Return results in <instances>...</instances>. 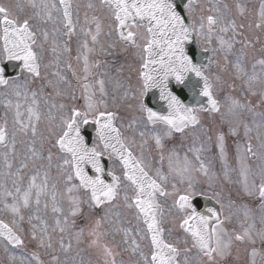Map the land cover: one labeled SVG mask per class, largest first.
<instances>
[{
  "label": "snow or ice",
  "instance_id": "6c2138e0",
  "mask_svg": "<svg viewBox=\"0 0 264 264\" xmlns=\"http://www.w3.org/2000/svg\"><path fill=\"white\" fill-rule=\"evenodd\" d=\"M59 4L63 7L64 34L70 37L75 32L71 0H59ZM100 5L101 8L106 7L109 10L108 35L115 34L119 43L137 50L138 67L132 69L135 72V81H132L131 76L127 77V85L116 80V91L123 89V92L119 96L112 95L111 105L104 79L97 80L96 85L88 83L89 77L93 74L92 69L100 67V61L94 64L89 61V55L96 49L89 46L88 38L90 37L93 46L99 43L103 25L97 16L94 15L89 20L86 15L87 27L81 29L85 39L79 43L76 56L77 62L83 61L84 83L81 96L78 98L73 93L70 104L53 103L50 106L49 121L52 126L48 129V136L40 135V149L42 150L47 143V153L38 151L35 147L30 148L34 158L33 163L37 167L30 175L27 186H23L24 177L18 170L17 179L13 180V190L4 189L0 204L3 205L4 211L11 213L13 219L11 226L0 219V237L14 247L24 246L23 228L20 226L25 220L24 211L35 204L39 212L41 197H50L52 212L62 216L55 218L53 232L59 230L61 234L65 233L75 224L77 217H82L86 224L90 225L88 235L94 237L90 246L99 247L100 238L106 235L100 229L107 222L110 210L105 211L100 218L92 219L91 211L85 215L84 206L86 205L90 210L99 209L104 205L114 206L123 194L124 206L134 209L137 220H142L145 226L146 235L143 238L149 241L150 255L140 251L143 264H180L178 258L181 252L185 254L183 264H217V258L224 259L231 255L232 247L236 243L247 242L255 245L257 237L264 243V230L254 235V224L242 226V231H233L231 234L224 227L225 221H230L232 218L235 201L229 198L226 205L222 186L220 190L214 188L217 177L210 170V164H206L202 158L201 153L206 150L204 145L189 149L194 154V160H190L185 154L181 161L178 153L174 150L170 151L167 154V174L160 167L153 168L150 160L145 156V148L151 139L159 151V161L162 165L166 158L164 138H170L173 133H184L187 128L201 125L196 105H199L200 111L221 113V101L213 94L214 86L204 74L205 64L200 58L210 49L204 47L202 52L194 51L189 45L195 43L201 36H204L210 45L217 29L222 33L231 31L235 37L237 28L243 29L245 26L237 25L234 19L226 22L229 9L227 4L212 5L207 9L208 14H204L202 9L198 21L194 18L195 0H180L179 3L178 0H100ZM27 6L34 11L21 19L10 8L0 5V87L8 90L5 92L6 97L10 92L18 98L15 104V123L20 125V130L25 133L31 131L32 136L36 137L37 123L41 119L38 111L39 93L32 90L31 85L39 79L47 81L46 85L40 86L41 91L44 87L52 85V81L48 80L46 75L42 77V67L45 69L49 67L48 64L43 63L44 45L48 43L49 32L42 25L49 22L55 25L52 10L56 5L45 3L44 0L40 3H37V0H27ZM23 7L24 5H17L21 12ZM87 7L93 9L95 5L89 3ZM180 8H183L187 16L182 15ZM235 10L239 16L245 15L246 8L243 4L236 3ZM258 15L259 22L255 27L264 28V3L260 5ZM34 20L36 23H33ZM248 27L251 28L252 25ZM57 32L59 29L54 27L53 35ZM239 34L243 35L242 32ZM217 40L219 48L211 49L212 55L224 52L227 64L228 55L233 53L234 43L223 37H217ZM115 46L116 41L109 45L110 48ZM251 47H254L251 40L243 44L241 55L236 56V62L232 65L233 76L235 80L242 82L248 97L258 96L259 104L264 105V45L260 50V58L255 60L252 72L249 73L241 57L247 55L246 49ZM62 51L70 52L67 43ZM51 52L54 54V64L57 69L51 75L57 78V82L66 83L65 77L59 70L61 53L58 52L55 39L51 44ZM9 64L16 73L12 78L6 74ZM66 66L72 68L70 63ZM257 66L260 72L256 71ZM16 69L19 71L16 72ZM223 70L227 71V67ZM72 74L75 75V72L73 71ZM173 81L181 90L179 94L171 86ZM184 89H188L193 94V104H186L181 99ZM153 90L158 92L155 99L158 105H163L161 110L149 107L145 102V98ZM56 94L61 93L57 91ZM29 96H31V104L26 109L28 122L25 123L21 120L22 105L19 98L23 97L28 101ZM197 97L206 98L207 106L200 103ZM77 99H82L83 103L77 105ZM226 101L228 112L232 115H237L238 109L251 111L253 107L259 106H254L250 99L242 103L232 96L226 97ZM12 107V101L6 100L5 108ZM119 108L139 113V116L134 114L126 125L117 127L116 120L119 117L117 111L113 109ZM51 109H57L58 119L52 114ZM33 120L36 123H33ZM239 123V121H228V135L233 137L239 135ZM89 124L95 126L96 135L91 146L83 135L84 128ZM141 124L144 127L151 125L153 129L151 135L143 130L138 131L141 142L137 144L135 133ZM156 125H163V130H156ZM243 126L247 140L245 143L237 141L235 144V158L241 178L236 183L241 185L244 195L258 197L259 207L264 210V131H258L256 139L260 143L257 146L252 143L251 128L247 124ZM121 127L131 130L134 135L125 136ZM206 135L207 140L212 141V136L207 133ZM6 138L7 129L0 126V144H6ZM33 143L35 144V141ZM215 147L223 164V179L227 183H233L230 175L233 169L227 164L228 151L226 135L223 131L215 133ZM137 148L140 150L139 156L136 154ZM53 149L56 150V154L53 153ZM105 158L118 162L122 175H117L114 170H108L106 173L103 162ZM41 161L45 163H38ZM250 161H260L255 165V171ZM54 162L57 176L51 177L50 171ZM7 166L11 168V164ZM27 167V163L22 164V168ZM41 169H43L42 176ZM89 169L92 174L89 173ZM105 174L111 177L110 182L105 180ZM198 175L206 178L208 189L212 190L211 197H208L207 190L200 187ZM255 176L259 177V183L252 179ZM60 185L63 186L62 190ZM198 195L214 199L219 207H209L206 209V214L201 213L195 202V197ZM64 199L68 203L67 214H64L61 203ZM48 207L49 203L45 202L44 208ZM226 209L227 215H225ZM243 215L248 218L250 210L244 207ZM168 217H174L173 222L187 237H190V247L187 246L188 239L183 241L185 247L181 249L179 239L170 241L165 238L166 232L172 234V229L164 227L169 222ZM33 220L40 223H33ZM28 223L31 225V239L36 242L37 247L51 249V235L48 234L46 221L41 220L39 215L29 214ZM261 223H264V215L261 216ZM38 229L40 235L37 233ZM124 231L127 237L128 230ZM84 234V227L74 233L77 243L81 242ZM124 242L128 243L127 239ZM59 246L64 251H69L72 247L70 241L65 244L63 235L60 237ZM129 246L133 254L140 249V244L135 239ZM102 247L105 255L104 264H117L112 249L107 245ZM188 253H193V256L189 257ZM250 255L251 264H255V257L258 255L255 247L252 248ZM34 256L37 264H42L39 262V257L35 254ZM204 258H207L206 261ZM12 259L15 260L16 257L13 256ZM51 259L53 264H62L55 255ZM21 264L24 262L22 261Z\"/></svg>",
  "mask_w": 264,
  "mask_h": 264
},
{
  "label": "rangeland",
  "instance_id": "374dc122",
  "mask_svg": "<svg viewBox=\"0 0 264 264\" xmlns=\"http://www.w3.org/2000/svg\"><path fill=\"white\" fill-rule=\"evenodd\" d=\"M233 1V0H232ZM239 1V0H238ZM41 0H37V3H40ZM45 3L48 4H55L56 8L52 10V15L56 21L55 25L52 22H49L46 25H42V27L46 28L49 32V40L48 43L44 45L45 48V56L43 63L48 64L49 67L47 69L42 67V75L47 76L48 80L52 81V85L46 86L41 91L40 86L46 85L47 81L44 79L37 80L34 84L31 85L32 90L37 91L39 93L38 97V111L40 113L41 119L37 123V136L33 137L31 131L25 133L24 131L20 130V125L15 123L16 120V109L15 104L17 103L18 98L14 95H9L6 97L5 92L8 91L2 87H0V126L3 125L6 127L8 134H9V141L3 147L0 146V199H3V191L5 188L8 190H13V180L17 179L18 170H20V174L23 175V186L26 187L30 175L36 170L37 165L33 163L34 158L32 157V153L30 152V148L35 147L38 151H43V153H47L48 144L45 143L44 148L40 149V135L48 136V129L52 126L49 121V109L50 106L55 103L59 105L60 103H64L66 105L71 103V97L73 93L75 96H78V91H80V96L82 92V84L84 83L83 77V61L79 62V66L73 62V54L74 52L77 53L79 43L84 40V34L81 31L82 28H86L87 25L85 24V16L88 14L90 15L89 20L92 16H97L100 20H105L107 16V9L101 8L100 0H71V4L73 6V19L75 20V34L72 36H67L65 38V34L62 31V19L60 17V7L58 0H44ZM230 0L227 1V3ZM89 3H93L95 8L89 9L87 5ZM0 4L8 7L11 11L19 15L21 19L25 18L28 15H31L34 11L30 7L27 6V0H0ZM21 4L24 5L23 11L21 12L17 5ZM216 5V4H213ZM235 14L229 15L227 14V20H231V18L240 22V16L236 13L235 8L232 10ZM257 12V11H256ZM257 14L255 17L257 18ZM259 19V18H257ZM33 23H36L34 20ZM102 28H107V19L103 22ZM94 26V25H92ZM58 28L59 32L53 35V29ZM94 30V29H93ZM243 31V35L239 33ZM252 35L247 28L243 30L237 29V34L233 37V33L231 31L227 33H222L219 30L217 33L213 34L211 44L214 45L215 49L219 48V43L217 37H223L225 40H232L234 43V51L232 54L228 55L227 64L225 63V58L223 57V62L227 66V71L224 74H221L220 78H216V84L218 86L217 92L221 91L223 97L222 106H227L226 97L232 96L237 97L241 96L244 97V101L251 100V103L255 105L254 97H248L246 94V90L244 89L242 82L240 80H235L233 76V68L232 65L236 62V56H238L239 48L238 45L241 42L247 40H252ZM238 37V38H237ZM42 39V38H41ZM55 39L56 44L58 46V52L61 53V62L59 65V70L61 74L65 77V82H57V78L51 75L52 72L56 71V66L54 64V54L51 52V44ZM67 46L70 48V52H63V48L67 43ZM201 43H205L209 45L207 39L204 36L200 37ZM103 41H100L97 45V49L89 55L90 63H95L96 61H100V67L94 68L93 74L89 77L88 83L96 85V81L99 79L105 80V86L109 92V103L111 105V97L112 95L119 96L122 94L123 89H120L118 92L116 91L115 81L120 80L125 85L128 84L127 77H129V67L135 66L134 56H128L125 59V55L122 54L121 50H117L116 47L110 48L107 45L103 46L100 45ZM101 46H103V51H101ZM94 47V46H92ZM247 55H249L250 51L249 48L246 49ZM119 53V54H118ZM224 52H222L223 54ZM69 55V57H67ZM121 59H125L122 62H114V60L118 57ZM250 57V56H249ZM66 59L69 60V63L72 65V68H65ZM64 64V66H63ZM119 70V71H118ZM249 73L252 71L246 69ZM73 71L75 75H73ZM106 74V75H105ZM220 75V74H219ZM132 77V81H135L133 78V74L130 75ZM229 85H233V87H229ZM238 90V93H237ZM57 91L61 94L57 95ZM236 91V93H235ZM10 99L12 101L13 107L12 108H5L6 100ZM19 102L21 103L22 107L20 111L22 112L21 120L25 123L28 122L27 117L28 113L26 111L27 107L31 104V96H29L28 101H25L23 97L19 98ZM264 106V105H261ZM117 111L119 115V119L121 123L126 125L132 115L139 116V113L129 112L126 111L124 108L113 109ZM53 115L59 117V112L57 109H51ZM5 120L7 123L5 124ZM33 123H36L33 120ZM55 123V122H52ZM144 128V129H143ZM126 136H133L134 133L131 130H127L126 128L122 127ZM143 130L152 134V130H148L144 127L143 124L140 125L139 129L135 133V139L137 144L141 142L140 137L138 135V131ZM35 141V144L33 143ZM151 145L155 146L154 141L149 139ZM56 150L53 149V153L56 154ZM7 158V161H6ZM27 163V168H22V164ZM38 163H45L43 161ZM11 164V168L7 165ZM43 175V169H41V176ZM50 176L55 177L57 176V169L55 167V162L53 167L50 171ZM175 182V181H173ZM60 189H63V186H59ZM123 187V186H122ZM129 193L131 194V190L129 189ZM10 199V198H9ZM58 199H60L58 197ZM48 202L49 207L47 209L44 208V203ZM62 206L64 208V214H67L68 210V203L67 200L64 199L61 201ZM110 210V211H109ZM92 213V219L100 218L104 215L105 211H109L108 220L104 223L100 229L102 233H106L105 238H109V241L114 244H122L124 248L123 250L119 247L118 250L121 252L120 255L117 257L116 262L117 264H126L125 260L121 257V254L127 256L128 258L136 264H143L141 262L140 251L142 250L144 253L149 254V250L146 247V239L143 237L146 235L145 232L142 231L141 222L137 220L136 213L134 209H128L124 206L123 202V194L121 195L120 200L113 205H104L99 209L90 210L86 205L84 206V213L88 215ZM259 214L261 213L259 210L257 211ZM39 215L41 220L46 221L48 226V234L51 235V242L52 248H38L36 242L31 239V225L28 223V215ZM25 220L20 225L23 228V236L25 240L24 246L21 247H10L4 241L0 240V264H21L23 261L24 264H37L35 261V255L39 257V262L42 264H53L51 257L53 255L59 258V261L62 264H103L97 262L92 256L89 257L88 255L84 256L85 253H88V249H84L82 247L83 242L88 243L90 239H94V237H90L88 235V228L90 227L89 224H86L82 217H77L76 222L72 227L66 231L65 233L61 234L59 230L53 232L54 227V220L56 217L60 216L61 214L53 213L51 210V201L50 197H41V204L39 206V212H37L35 204L30 209L24 211ZM0 218L4 220L6 223H9L11 226L12 222V215L9 212L3 210V205L0 204ZM169 221V219H168ZM71 222V218H70ZM33 223L39 224L40 221L33 220ZM76 226V229H75ZM85 228V234L81 238V242L77 243L74 233L79 230V228ZM166 229H169V222L164 226ZM125 229L128 230L127 237L125 236ZM144 230V228H143ZM38 235H40L39 229L37 230ZM61 235L64 236L65 244L69 241L71 242V249L69 251H64L59 246V240ZM167 235V232H166ZM125 239L128 241V245L124 242ZM135 239L140 244V249L137 250L136 254H133L130 244L132 240ZM16 257L15 260L12 257Z\"/></svg>",
  "mask_w": 264,
  "mask_h": 264
},
{
  "label": "water",
  "instance_id": "95a60500",
  "mask_svg": "<svg viewBox=\"0 0 264 264\" xmlns=\"http://www.w3.org/2000/svg\"><path fill=\"white\" fill-rule=\"evenodd\" d=\"M182 97V96H181ZM183 100V99H182Z\"/></svg>",
  "mask_w": 264,
  "mask_h": 264
}]
</instances>
